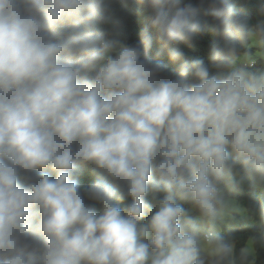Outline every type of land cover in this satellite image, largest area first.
I'll list each match as a JSON object with an SVG mask.
<instances>
[{"label": "clouds", "instance_id": "obj_1", "mask_svg": "<svg viewBox=\"0 0 264 264\" xmlns=\"http://www.w3.org/2000/svg\"><path fill=\"white\" fill-rule=\"evenodd\" d=\"M258 250L264 0H0V264Z\"/></svg>", "mask_w": 264, "mask_h": 264}, {"label": "trees", "instance_id": "obj_2", "mask_svg": "<svg viewBox=\"0 0 264 264\" xmlns=\"http://www.w3.org/2000/svg\"><path fill=\"white\" fill-rule=\"evenodd\" d=\"M139 20L136 17L130 18L129 21V33H130V40H135L137 38L136 33L139 30ZM239 202L246 206L247 198L241 195L238 198ZM237 220L241 221L243 226H235L233 227V235L235 241V248L237 253H239L246 245L247 241L249 240L250 235L257 229V225L243 220V216L236 214ZM225 230H228V226H225ZM259 254L257 256L256 264H264V250H258Z\"/></svg>", "mask_w": 264, "mask_h": 264}, {"label": "rangeland", "instance_id": "obj_3", "mask_svg": "<svg viewBox=\"0 0 264 264\" xmlns=\"http://www.w3.org/2000/svg\"><path fill=\"white\" fill-rule=\"evenodd\" d=\"M253 52H254V50H253ZM239 204L241 205V212H239V213H236V214H239V215H242V209H243V205L239 202ZM248 243H249V240L247 241V243H246V245H245V247L244 248H246L247 246H248ZM243 248V249H244Z\"/></svg>", "mask_w": 264, "mask_h": 264}]
</instances>
